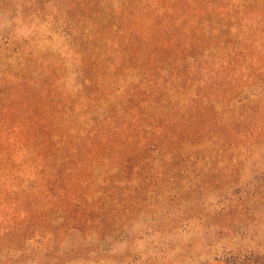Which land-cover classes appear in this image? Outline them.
Returning <instances> with one entry per match:
<instances>
[{
	"label": "trees",
	"instance_id": "16d2710c",
	"mask_svg": "<svg viewBox=\"0 0 264 264\" xmlns=\"http://www.w3.org/2000/svg\"><path fill=\"white\" fill-rule=\"evenodd\" d=\"M57 6L71 86L67 64L52 56L34 61L18 46L0 56V222L50 223L56 214L71 226L59 231L65 236L104 218L116 177H166L181 162L199 163L204 148L218 153L206 139L218 130L214 101L205 102L199 81L206 65L235 77L232 66L249 60L257 67L250 80L264 90V0Z\"/></svg>",
	"mask_w": 264,
	"mask_h": 264
},
{
	"label": "rangeland",
	"instance_id": "374dc122",
	"mask_svg": "<svg viewBox=\"0 0 264 264\" xmlns=\"http://www.w3.org/2000/svg\"><path fill=\"white\" fill-rule=\"evenodd\" d=\"M46 1L0 0V56L15 46L34 61L52 56L67 64L69 87L76 75L58 22L65 11ZM255 67L234 64L233 77L204 66L199 87L218 124L206 139L218 153L204 148L199 163L178 162L166 177H116L104 218L65 236L59 231L71 226L56 214L50 223L0 222V264H264V90L250 80ZM214 116L203 114L202 126Z\"/></svg>",
	"mask_w": 264,
	"mask_h": 264
}]
</instances>
